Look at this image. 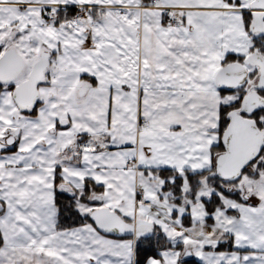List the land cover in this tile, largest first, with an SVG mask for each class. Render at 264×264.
<instances>
[{
	"label": "crops",
	"instance_id": "crops-1",
	"mask_svg": "<svg viewBox=\"0 0 264 264\" xmlns=\"http://www.w3.org/2000/svg\"><path fill=\"white\" fill-rule=\"evenodd\" d=\"M251 1L0 0L6 7L41 6L43 15L74 10L59 23L45 17L51 28L43 29L39 45L28 50L27 71L13 81L25 79L47 50L50 65L36 103L20 110L11 88L1 92L0 134L7 127L20 131L14 148L0 152V264H135L134 235L105 234L92 220L57 226V193L73 197L78 209L75 197L82 201L87 180L95 186L82 201L92 205L90 212L108 207L130 222L183 225L152 178L159 175L148 162L155 146L147 139L151 117L144 103L225 96L217 71L240 61L229 60L233 55L244 62L254 51L250 34L260 35L251 32ZM230 94L229 103L240 96L239 90ZM82 138L89 146L77 153L73 144ZM249 201L264 205L258 193ZM210 246L193 257L204 264H264V249ZM188 263L179 249L160 250L145 262Z\"/></svg>",
	"mask_w": 264,
	"mask_h": 264
},
{
	"label": "rangeland",
	"instance_id": "rangeland-1",
	"mask_svg": "<svg viewBox=\"0 0 264 264\" xmlns=\"http://www.w3.org/2000/svg\"><path fill=\"white\" fill-rule=\"evenodd\" d=\"M45 21L41 6L0 5V49L5 51L7 47H14L28 61V50L39 45L40 38L44 37V28H51ZM249 37L251 46L259 43L257 37L256 40L251 34ZM258 45L257 49L264 54V41ZM248 68L251 70L254 67L248 65ZM222 95L225 96L218 94L214 101L211 96L204 99L203 95H186L184 98L173 95L144 103V109L151 117V131L147 132V139L155 146L154 155L148 162L154 169L171 167L183 174L186 169L198 172L211 168V146L219 141L220 107L235 97L230 93ZM212 175L196 180L195 186H190L186 181L182 205L170 202L167 193L162 194L164 203L173 208V215L175 210L178 211L181 221L187 212L185 206L189 205L192 224L188 227L184 224L165 227L149 218L156 224L157 233L163 231L174 245L181 244L183 248H191L195 252L209 242L215 245L227 242L235 247L264 249L263 202L254 205L250 201L222 197L223 205L214 213H208L202 198H209L215 190L214 180L210 181ZM152 178L159 185L165 182L160 176ZM236 187L242 192L243 199L255 198L257 193L264 198V150L247 166L237 181L225 184V188L231 191H235ZM191 191H194L193 194ZM75 199L82 213H91L92 205L79 201L78 197ZM209 216L213 219L210 220Z\"/></svg>",
	"mask_w": 264,
	"mask_h": 264
},
{
	"label": "water",
	"instance_id": "water-1",
	"mask_svg": "<svg viewBox=\"0 0 264 264\" xmlns=\"http://www.w3.org/2000/svg\"><path fill=\"white\" fill-rule=\"evenodd\" d=\"M250 7L255 10L251 32L259 35L264 32V0H252ZM49 55L47 50L42 51L28 76L13 88L12 96L21 108H29L36 103L38 83L42 81L50 65ZM248 65L255 66L258 73L254 81L247 83L250 75ZM25 67L26 60L22 54L14 47L8 48L0 56V80L7 82L15 80ZM216 81L220 88L227 90L236 89L247 83V92L242 97L240 107L230 111L229 123L222 133L221 141L224 150L217 153L214 158L216 176L223 180H233L240 176L243 168L264 147V133L261 132L256 120L243 115V113L250 114L264 107V96L257 91V89L264 88V55L254 51L247 56L244 62L234 61L225 64L217 71ZM14 141L15 135H12L6 142H0V152L12 145ZM65 192L74 194L70 189ZM2 209L3 204L0 201V211ZM89 216L101 232L109 235H134L137 238H148L155 232V224L152 221L139 218L130 222L108 207L96 208ZM192 255V250L187 248L182 258L187 259Z\"/></svg>",
	"mask_w": 264,
	"mask_h": 264
},
{
	"label": "trees",
	"instance_id": "trees-1",
	"mask_svg": "<svg viewBox=\"0 0 264 264\" xmlns=\"http://www.w3.org/2000/svg\"><path fill=\"white\" fill-rule=\"evenodd\" d=\"M73 14H74V10H66L65 8H59L57 10V19L55 23H59L65 18V16L71 17ZM257 40L259 43H261V41L263 42L264 33L257 36ZM259 43L255 44L253 50L259 47L258 45ZM229 60L242 61L243 57H238L233 55L230 57ZM256 73L257 71L255 70L253 73H251V77H255ZM13 87L14 84L9 85V88L12 89ZM238 90L240 92V96L237 101H234L229 104H222L220 107V122L218 126L220 139L217 144H213L211 146L213 157L218 152L224 150V145L221 141V136L225 127L229 123L230 120L229 113L231 110L238 108L240 106L241 99L243 95L246 93L245 87H240L239 89L234 91L220 88V92L224 94L232 93ZM260 92L264 95V89L260 90ZM249 116L256 120L259 128L264 133V107L255 110L254 112L249 114ZM263 150L264 148L261 150L259 155L262 153ZM255 159L256 158H254L248 165L253 163ZM247 166L243 169L242 173H244V171L247 169ZM156 173H158L161 179L165 181L163 185H161L162 193L163 194L167 193L168 200L178 205L184 204L183 195H184V185L186 181L190 186L193 185L195 186L194 183L197 182L196 180L205 179V177L210 176L211 174L213 175L211 176L210 181H212V179L214 180L213 186L215 190L213 193L210 194L209 198H202L208 213L210 214L214 213L219 207L223 205L222 197L236 199L237 201H244V199L241 196L242 192L240 191V189L236 188L235 191H231L225 188V184L231 181L223 180L220 179L218 176H216V174L214 173L213 165L211 168L204 169L198 172H191L188 169H186L183 173L184 175L180 174L177 170L171 167L160 168L159 170H156ZM239 178L240 177H238L233 181H237ZM94 187L95 186H93V183H91L89 180L85 182L84 192L80 196L82 201L86 202L89 200L90 193ZM56 204L58 207V215H59L57 221L58 227H70L84 223L86 221H91L89 215H82L78 211L76 207V201L74 200V198L65 193H57ZM185 207L187 209V212L182 216V223L185 226H189L190 224H192L191 213H190L191 208L189 205ZM175 214L176 213H174V215ZM209 219L212 220L213 217L209 216ZM210 247L216 250H230L235 248L232 243H227V242H220L219 244ZM178 248H181L182 250L184 249L181 244L174 245L172 242L168 240L167 235L161 232L160 233L156 232L155 234H153L151 237L148 238H139L137 239L136 250H135V256H136L135 264H145V262L149 257L158 256L160 250L178 249ZM184 261L189 262L190 264H202L194 257L184 259Z\"/></svg>",
	"mask_w": 264,
	"mask_h": 264
},
{
	"label": "flooded vegetation",
	"instance_id": "flooded-vegetation-1",
	"mask_svg": "<svg viewBox=\"0 0 264 264\" xmlns=\"http://www.w3.org/2000/svg\"><path fill=\"white\" fill-rule=\"evenodd\" d=\"M8 48H10V47H7V48H5L6 50L8 49ZM5 50V51H6ZM5 51H3V50H1L0 49V56L5 52ZM23 56V55H22ZM24 57V56H23ZM24 59H25V57H24ZM27 67H28V64H27V62H26V67H25V69H24V71H22V73L18 76V78L19 77H21V75L22 74H24L26 71H27ZM18 78H16V80L18 79ZM252 80V78H250L249 79V81H251ZM9 85H10V82H7V81H2V80H0V96H1V92H2V90H8L9 89ZM246 85V84H245ZM13 90V88L11 89V91ZM16 102V101H15ZM16 105H17V107H18V109H20V110H24V108H21L17 103H16ZM26 111H27V109H25ZM19 131H20V128L19 127H7L4 131H3V133H1L0 134V142H6V140H8V139H10L11 138V136L12 135H15V141H14V143L12 144V145H10V146H8L5 150H3V151H6V150H9V149H12V148H14V145L16 144V141H17V136H18V134H19ZM2 151V152H3ZM247 196V195H246Z\"/></svg>",
	"mask_w": 264,
	"mask_h": 264
},
{
	"label": "built area",
	"instance_id": "built-area-1",
	"mask_svg": "<svg viewBox=\"0 0 264 264\" xmlns=\"http://www.w3.org/2000/svg\"><path fill=\"white\" fill-rule=\"evenodd\" d=\"M45 15H46V17L49 18L50 21H54V19H55L54 14L50 13L49 11H46V14H45ZM172 20H173L172 16H171V15H168V16H167V21L170 23V22H172ZM87 147H88V142L85 141V140H79V141H77V142L74 144V148H75V150L78 151V152L83 151V150L86 149Z\"/></svg>",
	"mask_w": 264,
	"mask_h": 264
}]
</instances>
